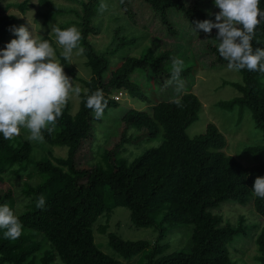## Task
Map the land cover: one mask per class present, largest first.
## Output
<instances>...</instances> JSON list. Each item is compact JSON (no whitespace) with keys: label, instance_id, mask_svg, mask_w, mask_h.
<instances>
[{"label":"trees","instance_id":"obj_1","mask_svg":"<svg viewBox=\"0 0 264 264\" xmlns=\"http://www.w3.org/2000/svg\"><path fill=\"white\" fill-rule=\"evenodd\" d=\"M6 1L0 0V10L13 5ZM71 1L69 6L55 0L15 4L23 12L39 7L35 20L41 21L47 32L54 24L62 29L77 27L81 32L79 48L92 74L78 76L69 60L63 59L56 40L50 35L42 37L52 44L64 70L79 82L75 88L80 90V106L73 114L67 99L61 117L51 133L44 132L43 141H30L23 135L9 141L0 138V183L9 180L14 185L0 190V203L17 209L23 224L17 240L4 239L0 232V264H57V257L59 264H241L244 261L233 256L231 245L246 244L247 238L256 246V261L264 264V198L252 191L255 178L264 176V161L260 159L264 142L245 147L257 158L245 165L224 150L227 139L214 122L207 124L205 132L191 137L187 129L203 109V102L193 91L156 102L152 113L131 108L122 117L126 131L120 149L130 143L132 129L135 133L146 130L147 139L162 135L158 146L131 161L102 147L98 150L100 160L98 157L85 167L76 165L80 147L95 134L96 118L84 106L86 97L103 90L108 100L104 113L119 105L113 94L120 90L147 101L146 90L132 81L131 75L151 68L156 80L165 84L166 78H172V69L162 65L168 52H154L153 61L131 53L138 37L128 35L133 33V16L125 0H103V11L102 0ZM145 1L173 34H177L170 18L174 9L194 24L213 16L202 0L193 4L184 0ZM120 6L126 11L117 14ZM260 7L264 8V3ZM17 23L20 21L15 15L0 13V48L8 30ZM102 32L111 38L108 46L95 41ZM215 35L206 34L204 45L219 63L227 64L218 54ZM252 43L254 48H264V22L257 26ZM191 70V66L182 68L180 76ZM239 72L242 81L230 82L239 94L216 105L224 112H237L238 122L250 110L264 138V73L246 69ZM176 99L179 105L173 102ZM59 147L68 150L60 155L55 152L62 149ZM34 148H45L46 154L35 158ZM23 177L27 180L21 181ZM41 195L46 200L43 210L36 207ZM236 202L252 210L256 222L244 213L236 220L224 217L221 206ZM117 207L129 209L134 226L156 231L155 240H131L112 230L111 214ZM101 217L105 220L99 222ZM188 230L191 236L186 244H173L164 237Z\"/></svg>","mask_w":264,"mask_h":264},{"label":"rangeland","instance_id":"obj_2","mask_svg":"<svg viewBox=\"0 0 264 264\" xmlns=\"http://www.w3.org/2000/svg\"><path fill=\"white\" fill-rule=\"evenodd\" d=\"M22 1L23 0L6 1V3L11 2L13 5H10L6 10H0V13L15 15L20 21V23H17V27L25 25L29 27L30 31L33 27L36 34L39 35L41 39H43L42 37L44 35H50L56 40L54 32L56 24L47 32L46 28L41 25V21L35 20V15L39 7H31L23 12L15 5ZM31 1L37 4L39 0ZM55 1L67 6L73 4L71 0ZM184 1L188 4H193L196 0ZM202 1L206 4L207 11L209 9L213 15L207 19L214 20L215 13L218 12L219 9L210 3L212 2L211 0ZM125 2L128 3L133 16V25L130 27L134 28L133 33L128 35L129 37H138L135 42L136 45L132 48L131 53L148 56L152 60L153 55H155L154 52L158 54L168 52L169 57L162 62L163 66L172 69L173 60L180 59L183 61L182 68L191 66L192 70L189 71L186 76H179L177 80L166 78L165 84L156 80L155 73L151 68L150 70H137L134 72L131 75L132 81H136L140 84V86L146 90V95L149 98H147V101H142V99L132 97L125 91V94L122 96L121 100H119V105L116 108L109 109L107 113H104L102 119H96L95 134L92 138L86 140L80 147L76 155V165L78 167L89 166L92 161H95L100 156L98 150L102 147L103 149L107 148L115 152L119 157H125L131 161L144 153L147 149L158 146L163 140L162 135L147 139L144 134L146 130L141 133H135V130L132 129L129 132L130 135L133 136L131 137L132 140L130 139V143H127L126 146H122V149H120L118 146L122 144L126 131V124L122 122V117L131 108L152 113V107L156 102L178 98L187 91L196 93L203 102V109L200 113V117L188 127V134L191 137L199 135L205 132L209 122H214L227 139V146L224 150L228 154L238 157L245 165H250L253 164L254 161H257V158H254L251 153L245 151V147L248 145L264 142L263 132L256 126L251 111L247 110L243 120L238 122L237 112H224L219 110L216 105L221 100H228L239 94L237 88L230 82H241V73L229 70L227 64L219 63L215 55L208 53L209 51L206 45H204L206 34L202 30H198V33L194 32L192 26L195 27V24L189 22L180 11L174 9L170 12L171 21L174 29L177 31V34H173L169 31L167 25L163 24L160 14L154 11L153 7L148 2L145 0H125ZM120 8V10L118 9L116 11L117 14L126 11L122 6H120ZM108 20L109 18H106L105 22L107 23ZM113 21V19L110 20L112 23ZM112 28L113 27H111V29ZM8 32L9 33L6 34V41L4 44H1V48L14 38V34L10 32V29ZM212 32L216 34L217 29L213 28ZM142 33H146V35ZM104 34L105 33L102 32L100 35H97L98 38L95 41L102 46H108L111 42V38L108 39ZM58 48L62 51L60 46H58ZM128 50H121V53H125ZM55 58L61 62L57 52ZM85 61V55L78 49L74 50L69 58V63L74 67L76 74L86 78L92 73L91 69L85 65ZM65 73L71 78L73 89H75V85L79 84V82L74 80L66 71ZM225 81H227V83H225ZM178 88L179 92H177ZM68 99L72 104V113L74 114L79 109L80 98L78 94L73 91L70 93ZM119 121H121L120 124H118ZM21 135L27 137V130L22 129L20 136ZM126 139L128 138L126 137ZM62 149H57L55 152L64 155L68 148L63 147ZM46 151L47 149L45 148H34L33 156L35 158H42L46 154ZM100 159L101 157H99L97 161ZM260 159L264 161V156ZM20 180H27V177L20 178ZM9 188H14L11 181L6 180L4 183H0V190L5 191ZM241 207H243V205L238 202L234 203V205L233 203H225L221 206L220 212H223L224 217L230 218L231 220L238 219L239 214L244 213L251 218L252 222H256L251 213L252 210L247 209V207ZM111 215V229L117 231L123 237L131 240L144 238L155 240L157 233L152 228L136 227L133 225L128 208L117 207ZM102 220H105V217H101L99 222ZM189 236H191V231L189 232L188 230L182 234L175 233L174 236L168 233L164 237L166 240L172 241L173 244L177 243V245H181V243L186 244ZM241 238H243V236ZM244 239L246 238L244 237L243 241H245ZM247 239L245 241L246 244H243V242L232 244V247L230 246L233 250V256L244 261V263L242 262L241 264H261L255 259L257 253L256 246L252 244V240L249 241ZM242 252L246 253L243 254Z\"/></svg>","mask_w":264,"mask_h":264},{"label":"clouds","instance_id":"obj_3","mask_svg":"<svg viewBox=\"0 0 264 264\" xmlns=\"http://www.w3.org/2000/svg\"><path fill=\"white\" fill-rule=\"evenodd\" d=\"M212 2L219 9L215 19L197 20L195 27L191 24L194 32L202 30L210 34L213 28L217 29L214 38L218 42L217 51L227 61L229 70L264 73V48H254L252 43L257 26L264 22V8L260 7L264 0ZM105 9L106 4L102 0L100 10ZM10 31L14 38L0 48V138L12 140L20 135L22 129H26L28 140L43 141L44 132L51 133L61 117L70 93L75 91L79 94L80 90L78 87L73 89L72 80L64 71V63L55 58L56 52L49 40L41 39L33 27L30 31L25 25L12 26ZM54 32L65 61L69 60L74 50L83 51L79 48L81 32L77 27H56ZM182 65V60H173V80L179 78ZM120 91L125 94L124 90ZM118 92L113 94L114 98ZM173 102L179 105L180 100ZM84 106L92 111L94 118H102L108 106L103 90L97 89L88 95ZM252 191L256 197L264 198V176L255 178ZM45 205V197L41 195L36 207L43 210ZM22 231L23 224L17 209L0 203V232L3 238L17 240Z\"/></svg>","mask_w":264,"mask_h":264},{"label":"built area","instance_id":"obj_4","mask_svg":"<svg viewBox=\"0 0 264 264\" xmlns=\"http://www.w3.org/2000/svg\"><path fill=\"white\" fill-rule=\"evenodd\" d=\"M122 95H123V92L120 91V92H118V94L115 95V98L120 100Z\"/></svg>","mask_w":264,"mask_h":264}]
</instances>
